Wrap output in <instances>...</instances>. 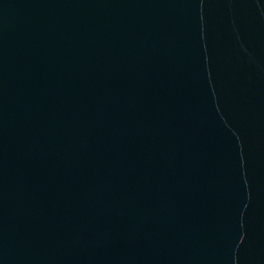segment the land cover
<instances>
[{
	"label": "water",
	"instance_id": "95a60500",
	"mask_svg": "<svg viewBox=\"0 0 264 264\" xmlns=\"http://www.w3.org/2000/svg\"><path fill=\"white\" fill-rule=\"evenodd\" d=\"M0 264H264V0H0Z\"/></svg>",
	"mask_w": 264,
	"mask_h": 264
}]
</instances>
